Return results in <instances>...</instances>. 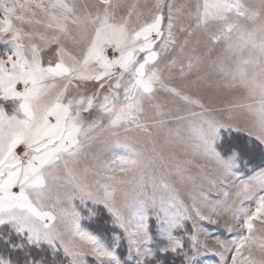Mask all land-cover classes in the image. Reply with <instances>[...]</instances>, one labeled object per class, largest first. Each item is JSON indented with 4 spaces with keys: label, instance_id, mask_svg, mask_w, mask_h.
I'll list each match as a JSON object with an SVG mask.
<instances>
[{
    "label": "snow or ice",
    "instance_id": "1",
    "mask_svg": "<svg viewBox=\"0 0 264 264\" xmlns=\"http://www.w3.org/2000/svg\"><path fill=\"white\" fill-rule=\"evenodd\" d=\"M208 255L264 264V0H0V264Z\"/></svg>",
    "mask_w": 264,
    "mask_h": 264
},
{
    "label": "rangeland",
    "instance_id": "2",
    "mask_svg": "<svg viewBox=\"0 0 264 264\" xmlns=\"http://www.w3.org/2000/svg\"><path fill=\"white\" fill-rule=\"evenodd\" d=\"M209 243H211V241H209ZM204 264H214V261H213L211 255H208V256L205 258Z\"/></svg>",
    "mask_w": 264,
    "mask_h": 264
}]
</instances>
